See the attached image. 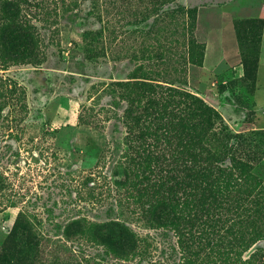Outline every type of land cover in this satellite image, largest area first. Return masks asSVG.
<instances>
[{
	"label": "rangeland",
	"instance_id": "374dc122",
	"mask_svg": "<svg viewBox=\"0 0 264 264\" xmlns=\"http://www.w3.org/2000/svg\"><path fill=\"white\" fill-rule=\"evenodd\" d=\"M160 177L229 190L204 264L264 263V0H0V257L178 264L143 221Z\"/></svg>",
	"mask_w": 264,
	"mask_h": 264
},
{
	"label": "trees",
	"instance_id": "16d2710c",
	"mask_svg": "<svg viewBox=\"0 0 264 264\" xmlns=\"http://www.w3.org/2000/svg\"><path fill=\"white\" fill-rule=\"evenodd\" d=\"M160 178L159 180H148L143 189L150 200L143 221L154 224L158 228L161 227L163 230L168 229L175 232L176 242L181 250L178 252L181 254L178 264H204V260L199 259L198 253L207 251V249H217L220 252L222 247L228 252L226 248L228 246L223 247L221 243L223 233L225 231L227 233L230 226L224 227L225 223L214 219L211 212L215 211L218 205L227 202L229 190L224 189L222 193L217 192L215 190L219 186L217 181L206 179L202 184L201 193L195 187L199 191L198 194L192 191V188L187 190L186 183L183 181ZM76 228H78L76 222L70 223L66 226V233H76L78 231L75 230ZM135 237L139 241L136 234ZM135 237L126 227H122L117 233L111 230V233L105 231L98 235L99 240L106 245L105 252L112 255L133 250L137 246ZM253 244L255 242H250L246 248H251ZM260 251V248H254L249 264H264L260 260ZM0 264L11 263L6 256H1Z\"/></svg>",
	"mask_w": 264,
	"mask_h": 264
}]
</instances>
